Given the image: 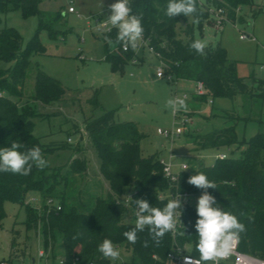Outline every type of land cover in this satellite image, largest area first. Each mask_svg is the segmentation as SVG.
Here are the masks:
<instances>
[{
  "label": "trees",
  "instance_id": "obj_1",
  "mask_svg": "<svg viewBox=\"0 0 264 264\" xmlns=\"http://www.w3.org/2000/svg\"><path fill=\"white\" fill-rule=\"evenodd\" d=\"M40 1L0 0V12L9 5L22 8L25 14L36 11L40 18L38 28L42 29L48 24L44 21V13L38 9ZM168 2L130 0L131 14L141 18L143 37L153 47L154 55L165 65L166 74L173 78L202 82L206 93L196 94L198 99H206V95H210L233 100L237 94L246 93L264 97V79L256 81L259 93H253L244 77L238 75L235 62L228 57L221 44L207 45L204 55L190 49L189 45L197 40L194 26L186 23L182 30L183 36H178L176 26L180 20H187V17L180 14L169 18L165 14ZM253 4V0H207L206 4L196 0L197 12L192 17L202 28L213 15L210 9L221 8L225 20L235 21L243 5ZM263 8L264 4L253 15ZM50 29L53 36L55 31ZM117 33L118 29L112 26L102 34L106 46L104 60L110 64L113 72H122L127 64L132 63L136 52L130 46L124 51L123 42L117 41ZM110 43L114 44L113 48ZM43 48L37 33L24 48L23 37L16 28H0V59L13 62L7 68L0 67V148H10L13 142H17L22 145L18 149L22 153L39 147L44 155L70 145L66 142L45 146L40 137L33 133V119L38 114L34 110L35 103L50 104L64 98L65 87L62 82L39 69L35 94L28 97L22 95L30 52ZM6 93L16 96V99ZM94 104L96 107V100ZM115 113V110H109L85 119V131L92 139L100 160L99 173L109 183L105 195L79 193L75 199L67 198V181L72 176L87 172V160L83 157L71 158L64 172L61 166H47L41 170L35 165L28 176L0 172V225L6 216L5 201L24 205L26 227L38 231L40 225L46 249L53 246L54 231L62 233L64 264H110L111 260L98 251V245L105 238L111 239L116 247L124 244L131 249L134 264H166L168 254L176 247L199 257L195 247L198 242L194 227L198 219L196 206L183 201L182 208L178 209L181 227L175 236L168 232L157 244L146 226L144 231L137 233V242L131 244L123 233L135 227V201L138 199H146L150 206L163 209L173 199L169 195L171 193L174 196H201L203 190L188 184L187 180L202 172L216 184V189L210 188L208 193L215 197L222 210L236 215L246 227V231L240 234V250L264 258V132L240 139L236 132V121L240 118L232 119L223 113L225 121L232 123L195 134L194 150L244 145L241 154L236 157H216L209 165L200 161L196 171L180 170L177 178L171 181L164 174L160 152L149 155L142 153L140 140L143 133L137 123L131 120L118 121ZM57 184H62V189L57 190L55 195L51 194L56 192ZM31 190L40 192L42 207L25 204V195ZM126 192L128 194L124 197ZM48 198L52 199L49 204L46 202ZM145 241L147 247L143 246Z\"/></svg>",
  "mask_w": 264,
  "mask_h": 264
},
{
  "label": "rangeland",
  "instance_id": "obj_2",
  "mask_svg": "<svg viewBox=\"0 0 264 264\" xmlns=\"http://www.w3.org/2000/svg\"><path fill=\"white\" fill-rule=\"evenodd\" d=\"M115 1L41 0L38 9L44 13V21L48 24L42 29L38 28L40 18L36 11L25 14L22 8L9 5L0 12V28H16L23 37L24 48L36 33L44 46L43 50L30 52L22 95L28 97L35 94L39 69L59 79L65 87L61 100L50 104L35 103L34 110L38 114L33 119V133L40 137L45 146L70 143L43 155L49 162L48 166H61L64 172L71 158L83 157L87 160L86 174L72 176L66 183V195L71 199H75L79 193L97 196L105 195L109 190L106 179L99 173L100 160L96 147L85 131V119L91 115L99 116L105 111L115 110L116 120L135 121L143 133L140 140L142 153L149 155L160 152L165 162L172 161L176 171L181 170L182 163L188 165L185 171L194 172L200 161L209 165L221 153L229 157L241 154L244 145L194 150L195 134L232 123L225 121L223 113L232 119L240 118L236 121V132L240 139L264 132V97L246 93L237 94L233 100L210 95H206V99H198L196 81L168 75L156 76L160 61L147 46L136 48L142 56L140 62L127 64L122 72H113L110 64L104 60L106 46L102 34L112 26L108 22L109 6ZM199 1L201 4L207 3V0ZM253 2L252 6L243 5L238 10L235 21L227 19L221 27L217 28L214 15L205 21L202 28L190 16L178 22L176 31L178 36H183L182 30L189 22L194 26L197 39L206 45L221 44L228 57L235 62L238 75L244 77L253 93H259L256 81L264 79V8L255 15L253 12L263 7L264 0ZM69 7L73 11H69ZM105 23L107 25L103 26ZM50 28L55 31L53 36ZM243 33L249 36L242 38ZM110 47L113 48L114 44L110 43ZM12 64L0 59L1 68ZM6 94L16 99V96ZM184 94L187 95L185 101L188 110L178 111V115H175L165 106L166 102ZM184 113L191 119L189 122L183 121ZM159 128L171 130L175 136L167 138L158 133ZM61 187L62 184H57L56 192L51 194L55 195ZM198 197L184 196L182 200L196 206ZM24 202L42 207L43 198L40 192L31 190L26 193ZM4 207L6 216L0 225V261L4 264H64L60 231H54L53 246L46 249L40 225L38 231L26 227L25 206L7 200ZM117 248L121 253L120 258L115 260L118 264H134L131 249L124 244ZM40 249L45 252L42 258L38 256ZM23 253L21 259L15 258Z\"/></svg>",
  "mask_w": 264,
  "mask_h": 264
},
{
  "label": "clouds",
  "instance_id": "obj_3",
  "mask_svg": "<svg viewBox=\"0 0 264 264\" xmlns=\"http://www.w3.org/2000/svg\"><path fill=\"white\" fill-rule=\"evenodd\" d=\"M109 11L108 22L118 29L117 41L124 43L125 50L128 46L135 49L143 36L144 28L141 18L131 14L130 0H116L109 6ZM196 12V0H169L165 14L169 18L180 14L190 17ZM189 47L198 54L204 55L207 45L197 39ZM157 77H162V73L158 72ZM165 106L173 114L188 110L185 99L180 97L168 99ZM21 147V144L13 142L10 148H0V172L28 176L33 165L41 170L48 166L49 162L43 157L39 147H33L24 153L18 151ZM186 168L187 166L184 169ZM187 183L202 189L203 192L198 197L196 205L198 219L194 225L198 236L195 247L199 252V258L184 256V264H207L210 261L219 264L220 260L232 254L239 242L240 234L246 231V227L236 215L222 210L215 197L208 193V189H216V184L210 181L206 174L198 172L189 177ZM135 202L137 206L135 227L123 233L129 243L135 244L138 239L137 233L144 231L146 226L157 244L166 233L175 230L177 210L182 208L180 196L178 199H170L163 209L150 206L146 199H138ZM143 246L147 247V241ZM98 251L103 257L113 261L118 260L121 255L120 250L109 238L103 239L98 245Z\"/></svg>",
  "mask_w": 264,
  "mask_h": 264
},
{
  "label": "built area",
  "instance_id": "obj_4",
  "mask_svg": "<svg viewBox=\"0 0 264 264\" xmlns=\"http://www.w3.org/2000/svg\"><path fill=\"white\" fill-rule=\"evenodd\" d=\"M69 11H73V8L69 7ZM210 11L214 15L213 17H215L216 22L218 23L217 28L221 27L224 24V21L226 19L225 16L223 15V10L221 8H217V9H210ZM106 25H107L106 23L103 24V26H106ZM111 27L112 26L107 27L106 30L109 31L111 29ZM248 36H249L248 33L241 34L242 38H246ZM145 46H147L149 51L154 54L153 47L151 45H149L148 40L145 39V37L142 36V38L138 41L136 48L142 47V49H143ZM136 48H135L136 56L132 60L133 63L140 62L141 58H142L141 55H139L138 52L136 51ZM122 49L124 51H127L129 49V46L127 47V50H125V45L123 43ZM262 67H264V66H262ZM158 72L162 73V77L168 75L169 77L172 78V76L170 74H166L165 65L161 61H160V65L158 67H156V76H157ZM197 83H198L197 94L206 93V89H205L203 83L202 82H197ZM1 94L2 93L0 92V95ZM180 98L186 99L187 95L184 94ZM176 114L178 115V112H176L175 115ZM190 120L191 119L188 117V115L184 113L183 114V121L186 123V122H189ZM158 133L163 135V136H165V137H167V138H172L173 136H175V133L172 132L171 130H164V129H161V128L158 129ZM68 140H70V138H68ZM225 156H226L225 153H221L219 155L220 158H224ZM161 162L163 164V171H164L165 176L167 178H169V180L174 181L177 178V174H178L179 171H176V170L173 169V167H172L173 163H172L171 160L168 161V162H165L164 159L161 158ZM185 166H187V168H188V165L186 163H182L181 166H180L181 170H185L184 169ZM169 195L171 197H173V199H178L179 196H180L181 201H183L182 198L184 196H188L186 194H180L178 196H174L172 193L169 194ZM161 196L164 197L163 195H161ZM125 200L127 201V198ZM51 202H52L51 198L47 200L48 204L51 203ZM58 207H60V206H58ZM136 210H137V208L135 209V213H136ZM177 213H178V216H177L176 228H175L174 231H171V235L172 236H175L177 234L178 230L181 227V218H180V214H179L178 210H177ZM40 254L42 255L43 252H41ZM184 256H192V257H194L196 259L199 258L198 256H195V255H193V254H191L189 252H186L181 247H176L168 254V262L166 264H184V260H183ZM0 264H4V262L0 261ZM90 264H93V263L91 262ZM110 264H118V263L116 261H111ZM153 264H156V263H153ZM207 264H213V262L210 261V262H207ZM219 264H264V258L261 257V256H258V255H255V254L248 253V252L240 250L239 242H238L236 247H235V249L233 250L232 254L229 257L220 260Z\"/></svg>",
  "mask_w": 264,
  "mask_h": 264
},
{
  "label": "crops",
  "instance_id": "obj_5",
  "mask_svg": "<svg viewBox=\"0 0 264 264\" xmlns=\"http://www.w3.org/2000/svg\"><path fill=\"white\" fill-rule=\"evenodd\" d=\"M142 57V56H141ZM161 155V154H160ZM101 175V174H100ZM107 181V180H106ZM107 186H108V188H109V183H108V181H107ZM41 252H43V254L41 255L40 253ZM25 253V252H24ZM24 253L21 255V256H14V255H11V256H14L16 259H21L22 257H24L23 255H24ZM12 254V253H11ZM45 255V252H44V250L43 249H40L39 250V253H38V256L40 257V258H42L43 256ZM33 261H35V259H33Z\"/></svg>",
  "mask_w": 264,
  "mask_h": 264
}]
</instances>
